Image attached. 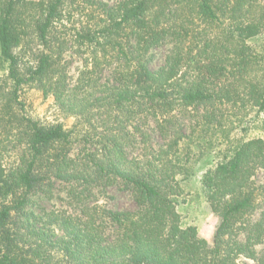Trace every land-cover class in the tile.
Listing matches in <instances>:
<instances>
[{
  "label": "trees",
  "instance_id": "1",
  "mask_svg": "<svg viewBox=\"0 0 264 264\" xmlns=\"http://www.w3.org/2000/svg\"><path fill=\"white\" fill-rule=\"evenodd\" d=\"M0 61V264H264V138L232 136L264 112V0H0ZM23 84L71 126L27 115ZM214 142L210 244L177 206ZM57 183L76 214L29 208ZM110 186L135 208L90 202Z\"/></svg>",
  "mask_w": 264,
  "mask_h": 264
},
{
  "label": "rangeland",
  "instance_id": "2",
  "mask_svg": "<svg viewBox=\"0 0 264 264\" xmlns=\"http://www.w3.org/2000/svg\"><path fill=\"white\" fill-rule=\"evenodd\" d=\"M112 3L115 0H104ZM167 50V46L155 47L147 52L148 65L150 69L156 70L164 63V56ZM0 61V82L5 77L6 70L1 66ZM80 65L77 59L72 58L69 68V73L74 78ZM8 82V81H7ZM3 84V83H2ZM9 84V82H8ZM5 85V84H3ZM18 100L22 102L24 111L30 117L39 119L41 121L55 120L62 122L66 127L71 126L73 122L72 117L61 116L51 98H43L41 92L35 88L29 87L25 84L18 90ZM185 123V121H184ZM245 127V130L243 129ZM150 128V127H148ZM153 135V142L159 141L156 133L151 132ZM244 135L245 137H263L264 138V112L255 115L254 111H251L243 120L240 126L234 127L232 130V136L234 138ZM204 141V138H200ZM192 148L196 150V143H192ZM223 146L214 142L213 145L206 151L195 153L192 158V168L194 174L181 183L183 187V194L179 198V204L177 206L181 215L182 226H193L196 230V234L205 238L210 244L212 243V237L215 232V228L219 223V217L214 214L201 190L200 177L201 173L209 166L213 165L218 158ZM256 181L264 184V170H259L256 175ZM69 187L62 183H57L53 189V193L49 197H45L42 194L33 196L34 201L29 204V208L34 212H38L42 209H57L64 210L67 213L76 214L79 211V207L76 206L68 195ZM91 196L90 202H98L106 205L110 208L127 209L132 210L135 208V202L131 197L129 191L118 188L116 186L107 187L104 191L94 192ZM184 199V200H182ZM261 252L264 253V243L257 246Z\"/></svg>",
  "mask_w": 264,
  "mask_h": 264
}]
</instances>
